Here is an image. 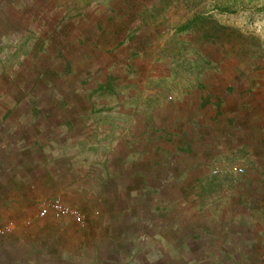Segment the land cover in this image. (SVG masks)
Listing matches in <instances>:
<instances>
[{
	"label": "rangeland",
	"instance_id": "rangeland-1",
	"mask_svg": "<svg viewBox=\"0 0 264 264\" xmlns=\"http://www.w3.org/2000/svg\"><path fill=\"white\" fill-rule=\"evenodd\" d=\"M20 6L29 23L19 24L23 29L18 25L17 32L28 27L30 37L50 41L19 47L35 75H24L21 94L10 93L14 63H7L8 74L0 72L7 101L30 104L8 109L7 124L0 126V228L15 223L0 234V261L222 264L259 256L264 262V254L224 250L229 235L245 237L256 229L241 222L251 227L239 234V223L228 227L226 220H239L238 214L254 208V202L237 201L239 192L253 197L254 188L246 185L264 179L258 170L264 169V0H20ZM154 69L174 72L175 85L198 95L194 108L216 124L213 146L205 136L198 142L183 136L179 157L170 150L166 159L150 160L155 187L147 190L140 188L138 175L118 189L120 176L111 175L109 159L98 149L84 160L101 173H87L86 197L70 201L84 223L37 218L53 198L68 202L61 186L63 151L68 143L81 148L69 138L88 133L95 112L108 110L100 117L103 124L110 121L117 82L129 77L142 84L146 71ZM70 102L78 106L68 108ZM45 119L51 130L39 127ZM32 129L42 140L30 141ZM42 185L43 197L36 193ZM20 186L27 197L19 196Z\"/></svg>",
	"mask_w": 264,
	"mask_h": 264
},
{
	"label": "crops",
	"instance_id": "crops-1",
	"mask_svg": "<svg viewBox=\"0 0 264 264\" xmlns=\"http://www.w3.org/2000/svg\"><path fill=\"white\" fill-rule=\"evenodd\" d=\"M12 5L14 9L10 11L9 8ZM9 14H11L10 18L7 17ZM26 18L23 7L20 6V0H0V72L5 71L8 74L7 63H14L13 71H11L14 77L10 93L21 94L22 90H24V86H22L23 78L28 75L31 77L35 76L34 72L25 64V57L27 55H23L19 47L22 44L34 45L37 40L42 44L43 42L48 44L50 41L49 36H46V39L44 36L38 37L36 40L35 37H30V31H27L28 27L25 28V31L21 30L17 32L19 24L29 23ZM52 24L53 26L56 25V23ZM51 26L46 24L45 28L49 30ZM21 29L23 28L21 27ZM29 37L30 41H28ZM146 74L142 84H138L128 77L126 80L117 82L116 89H111L109 110L111 115H109V122L103 124L100 117L101 114L108 110L105 112H95L90 117L92 119L90 122L92 128L88 126L89 132H82L77 136L69 138L74 139L73 143L80 141L81 148L76 150L75 146L68 143V148H66L65 152L63 151V154H66L65 161H67V165L65 167L62 165L61 167L63 175L59 171H55L58 176H62V191L65 192L66 195L64 197L65 199L67 198L66 200L69 204L71 203L70 201L78 204L82 201L83 197H86V193H88V188L85 186L87 173L89 176L91 175L90 177L101 173L100 169L95 170L97 168L94 170L88 169V161L84 160L85 156H95V152L98 149L99 151L101 150V157L109 159L111 175L120 176L121 182L117 187L118 189L123 188L125 182L129 185L138 175L141 183L140 188L147 190L155 187L150 184V160L154 157L166 159L171 151L172 156L179 157L180 153H177L180 151L178 143L184 141L183 136L187 138V140L185 139L186 141H189L188 139L190 138L195 142L203 140L205 136V140L213 146L216 137V124L213 120L214 118L207 114V112L205 115L198 110L197 106L194 108L193 102L198 98V95L193 93V90L184 88V85H175L174 72L154 69L146 71ZM32 86L30 87L32 88ZM25 89L29 90L28 88ZM26 105L30 104L19 100L7 101V93L0 89V126L4 127L7 124L8 119L6 115L8 114V109L15 110L26 107ZM66 106L74 108L78 105L75 102H70ZM88 115L85 114L84 117L87 119ZM40 126L48 131L51 130L52 125L50 124L49 126V121L45 119V122H42ZM208 128H210V132H207L209 131ZM93 134L94 136H92ZM4 136L2 134L3 140L5 139ZM28 138L27 136L25 139L18 141L23 142L28 140ZM35 140H42V138L32 129L30 131V141ZM2 146L3 148H7L6 145ZM85 149H90V151L93 150L94 152L88 153L84 151ZM50 150H52L50 154L51 158H53L52 156L54 155L52 154H55L56 150L54 147ZM258 170L259 174L262 175L264 172L263 167H259ZM125 171H127L129 177L124 180ZM145 175H147L146 179L144 178ZM143 179L146 182V186L143 184ZM162 182L164 183L165 180ZM246 186L254 188V196L251 197L249 192L244 193L240 191L237 201H250L252 204L254 202V208L249 212L245 211V214H238L237 218L239 220L228 218L226 221L229 223L228 227H233L234 224L239 223L237 227L239 234H241L243 229L251 227L241 222L254 223L256 226L255 232L245 237L241 236L242 234L235 235L233 233L232 237L229 235L230 242H228L224 250L230 254L241 253L257 256L264 254V179L260 182H255L253 185ZM41 187L39 192L36 193L43 197V185ZM18 188L20 191L19 196L21 198L27 197V194L23 191V186ZM159 188L162 187L158 186L157 189ZM31 189V187L29 189L25 187V190L35 192L31 191ZM46 193L49 195V192ZM120 196L123 197L122 194ZM231 199L229 198V203L232 201ZM129 202L130 198L127 199V203ZM243 203L246 205V202ZM121 204L124 205L123 202ZM36 217L39 218L37 215ZM47 218L51 217L40 219L45 220ZM29 222L27 223L28 226ZM20 238L23 239V237ZM0 264L5 263L0 261ZM14 264H18V262ZM222 264H264V262L259 260L258 256L255 260H246L240 263L226 261Z\"/></svg>",
	"mask_w": 264,
	"mask_h": 264
},
{
	"label": "built area",
	"instance_id": "built-area-1",
	"mask_svg": "<svg viewBox=\"0 0 264 264\" xmlns=\"http://www.w3.org/2000/svg\"><path fill=\"white\" fill-rule=\"evenodd\" d=\"M37 216L39 218L53 217L56 219L59 218H72L79 224L84 223V215L77 208L67 202H65L61 197H55L50 200L45 206H43ZM15 228V223L13 221L9 222L2 228H0V234L6 235Z\"/></svg>",
	"mask_w": 264,
	"mask_h": 264
}]
</instances>
